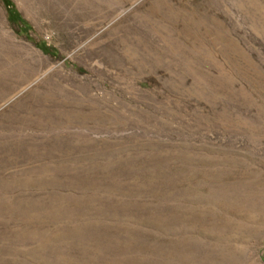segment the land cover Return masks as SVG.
Here are the masks:
<instances>
[{
    "label": "rangeland",
    "instance_id": "1",
    "mask_svg": "<svg viewBox=\"0 0 264 264\" xmlns=\"http://www.w3.org/2000/svg\"><path fill=\"white\" fill-rule=\"evenodd\" d=\"M0 264H264V0H0Z\"/></svg>",
    "mask_w": 264,
    "mask_h": 264
}]
</instances>
